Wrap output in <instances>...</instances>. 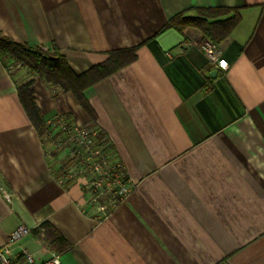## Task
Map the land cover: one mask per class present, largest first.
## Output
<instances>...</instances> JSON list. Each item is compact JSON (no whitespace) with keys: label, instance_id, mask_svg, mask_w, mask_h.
<instances>
[{"label":"crops","instance_id":"1","mask_svg":"<svg viewBox=\"0 0 264 264\" xmlns=\"http://www.w3.org/2000/svg\"><path fill=\"white\" fill-rule=\"evenodd\" d=\"M216 7L239 10L219 44L226 72L191 45L198 30L165 29ZM0 37L57 50L76 75L136 50L84 92L125 178L117 202L96 209L82 180L55 182L16 88L32 82L45 122L88 126V115L71 93L0 61V244L30 230L13 243L16 264L24 252L34 264H264V0H0Z\"/></svg>","mask_w":264,"mask_h":264},{"label":"trees","instance_id":"2","mask_svg":"<svg viewBox=\"0 0 264 264\" xmlns=\"http://www.w3.org/2000/svg\"><path fill=\"white\" fill-rule=\"evenodd\" d=\"M239 21L238 9L223 7L196 8L171 18L165 29L174 28L182 32L194 28L200 32L203 38L219 46L222 41L229 37ZM135 51V49H129L111 52L104 62L83 74L76 75L57 50L49 52L39 47H30L0 37V61L8 72L11 66L17 65L19 68L25 69L29 75L38 77L44 83L57 86L63 92L71 93L78 105L88 115L91 126H95V116L84 97V92L98 80L108 77L132 63L135 59ZM31 86V81L17 86V96L29 121L37 130L38 135L42 136L45 133V121L35 104ZM98 138L101 146L106 150L111 149L109 142L101 132ZM54 156H56V153H54ZM48 232V228H44V241L46 243L49 241ZM53 243L57 244L56 250L65 248L60 242L51 241L48 244L51 246Z\"/></svg>","mask_w":264,"mask_h":264},{"label":"built area","instance_id":"3","mask_svg":"<svg viewBox=\"0 0 264 264\" xmlns=\"http://www.w3.org/2000/svg\"><path fill=\"white\" fill-rule=\"evenodd\" d=\"M191 45L202 53L209 65L222 72L228 70V64L218 45L205 38L192 42ZM44 128L45 133L39 136L40 141L46 148L48 157L51 160L57 158L53 177L59 186L65 187L82 180L89 194L88 205L95 209L100 208L107 199L108 202H117L121 194L126 192L125 178L120 168L111 163L112 150H106L100 145V130L96 126L80 125L58 115L47 120ZM29 233L28 228L19 227L5 243L0 244V264H16L11 246ZM23 256L24 264H34L31 255L24 252ZM45 264L61 263L57 256H53Z\"/></svg>","mask_w":264,"mask_h":264},{"label":"rangeland","instance_id":"4","mask_svg":"<svg viewBox=\"0 0 264 264\" xmlns=\"http://www.w3.org/2000/svg\"><path fill=\"white\" fill-rule=\"evenodd\" d=\"M9 72H10V74L12 75V76H15L17 73H23L22 74V77L24 76L25 77V74L27 73V71L25 70V69H22V68H19L17 65L16 66H11L10 68H9ZM20 75H18V77H19ZM17 77V78H18ZM62 157H63V155H62ZM56 159L57 158H55V159H53V160H51L52 162H56ZM21 239V238H20ZM19 239V240H20ZM18 241V240H17ZM17 241H15L14 243H16ZM14 244H12V246H13ZM12 246H11V248H12Z\"/></svg>","mask_w":264,"mask_h":264},{"label":"water","instance_id":"5","mask_svg":"<svg viewBox=\"0 0 264 264\" xmlns=\"http://www.w3.org/2000/svg\"><path fill=\"white\" fill-rule=\"evenodd\" d=\"M216 74H217V72H216V71H213V72L211 73V77L213 78Z\"/></svg>","mask_w":264,"mask_h":264}]
</instances>
